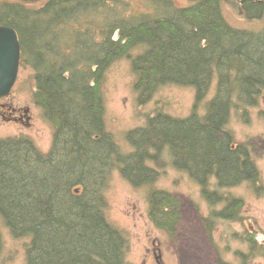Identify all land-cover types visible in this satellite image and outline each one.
Returning a JSON list of instances; mask_svg holds the SVG:
<instances>
[{"label": "trees", "instance_id": "trees-1", "mask_svg": "<svg viewBox=\"0 0 264 264\" xmlns=\"http://www.w3.org/2000/svg\"><path fill=\"white\" fill-rule=\"evenodd\" d=\"M148 1L151 13L132 15L126 0H48L38 8L0 0V26L16 31L35 104L55 126L46 153L28 137L0 139V216L15 239L31 238L27 264H130L129 240L106 218L110 174L117 169L135 187L152 185L159 174L148 163L166 148L211 205L209 232L216 221L237 220L244 206L225 191L244 183L259 191L251 151L233 146L227 124L233 97L256 106L264 92V24L233 28L223 14L227 0ZM236 2L247 20L264 22V0ZM122 58L131 60L140 104L160 86L196 90L189 117L157 113L130 130L129 153L106 131L101 90ZM214 79L215 98L202 116L197 106ZM148 196L149 217L173 236L182 219L178 196L159 189ZM2 245L0 236V254Z\"/></svg>", "mask_w": 264, "mask_h": 264}, {"label": "rangeland", "instance_id": "rangeland-1", "mask_svg": "<svg viewBox=\"0 0 264 264\" xmlns=\"http://www.w3.org/2000/svg\"><path fill=\"white\" fill-rule=\"evenodd\" d=\"M5 1V0H4ZM29 3L35 8L48 0H9ZM129 13H151L148 0H126ZM177 6H187L194 0H173ZM237 0L223 2L225 19L234 28L259 30L262 20L249 21L245 18ZM98 21H100L98 19ZM134 58L137 51H132ZM137 81L129 58L113 63L106 72L101 86L105 101L104 122L106 131L113 135L115 143L123 153L133 151L126 136L132 129L141 128L151 115L164 113L170 117L184 119L192 115L195 88L174 84L160 86L150 101L140 104L134 89ZM207 97L198 104V112L204 116L208 103L215 98L217 80L214 79ZM35 82L31 68H19L15 87L4 101L13 107L29 106L34 115L32 128L15 123H4L0 119V139L28 137L42 153L52 148L53 126L45 118L42 109L34 101ZM239 105L238 107L235 105ZM237 108H235V107ZM227 124L234 138V147L245 144L249 148L257 169L260 183L254 186L244 183L225 191L243 200L244 206L235 221H216L211 232L205 225L210 217L211 205L201 194L200 187L188 173L174 168L171 154L164 149L161 158L149 162L158 171V179L152 185L135 187L114 169L105 191L107 200L106 218L112 226L122 231L129 248L126 260L130 264H264V92L256 106L243 107L238 97H233V109ZM154 189L166 190L179 198L182 219L176 233L171 236L155 225L149 217V193ZM218 205L215 209H220ZM0 236L3 249L0 264H27L26 251L30 237L14 238L0 216Z\"/></svg>", "mask_w": 264, "mask_h": 264}, {"label": "water", "instance_id": "water-1", "mask_svg": "<svg viewBox=\"0 0 264 264\" xmlns=\"http://www.w3.org/2000/svg\"><path fill=\"white\" fill-rule=\"evenodd\" d=\"M20 59V43L16 31L0 26V97L8 96L16 84Z\"/></svg>", "mask_w": 264, "mask_h": 264}, {"label": "flooded vegetation", "instance_id": "flooded-vegetation-1", "mask_svg": "<svg viewBox=\"0 0 264 264\" xmlns=\"http://www.w3.org/2000/svg\"><path fill=\"white\" fill-rule=\"evenodd\" d=\"M7 97L0 98L1 121L8 124L15 123L18 126L31 129L34 120L31 108L29 106H20L17 108L7 105L4 101Z\"/></svg>", "mask_w": 264, "mask_h": 264}]
</instances>
